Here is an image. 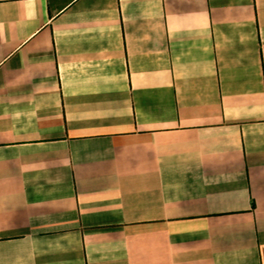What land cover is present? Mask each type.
<instances>
[{"label":"crops","instance_id":"crops-1","mask_svg":"<svg viewBox=\"0 0 264 264\" xmlns=\"http://www.w3.org/2000/svg\"><path fill=\"white\" fill-rule=\"evenodd\" d=\"M0 264H264V0H0Z\"/></svg>","mask_w":264,"mask_h":264}]
</instances>
